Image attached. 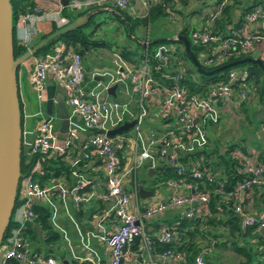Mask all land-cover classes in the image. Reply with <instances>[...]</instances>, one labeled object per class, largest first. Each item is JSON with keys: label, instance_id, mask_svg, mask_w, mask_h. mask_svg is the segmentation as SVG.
<instances>
[{"label": "built area", "instance_id": "1", "mask_svg": "<svg viewBox=\"0 0 264 264\" xmlns=\"http://www.w3.org/2000/svg\"><path fill=\"white\" fill-rule=\"evenodd\" d=\"M131 1L68 0L66 6L71 10H84L93 5L110 4L120 10ZM166 1L155 0V3ZM54 4L55 9L51 14L45 13L42 7L35 4L17 13L12 22V38L28 48L34 31L31 23L35 19L43 18L57 27L67 23L68 19L61 16L63 5L60 0H55ZM165 10L169 13L168 8ZM259 19H264V11L253 7L244 13L242 23L230 26L226 34H218L206 27L190 31L191 42L207 50L199 59L201 66L217 65L232 51H253L264 36L251 30L249 25ZM173 51L174 46L157 43L150 48V54L144 50L137 64L128 67L123 63L125 66L117 69L104 83L95 85H88L85 81L81 54L62 42L55 43L48 52L33 56L28 79L37 111L26 113L24 102L20 101L21 155L25 164H32L19 175L15 198L18 204L11 213L14 223L0 241V264H7L9 259L25 264H65L52 255L27 250L23 234L27 225L36 219L33 205L42 203L48 209L50 218L54 219L61 208L65 213L69 211L68 203L77 208L92 201L108 204V208L102 210V217L112 216L115 225L104 237L108 250L107 260L92 261L90 264H122L135 256H132L130 246L136 240L149 260L152 240L144 229L146 219L181 206H187L182 214L190 217L199 206L205 207L208 202V192L198 189L194 183L186 182L185 174L192 178L206 176L208 181L215 180V192L224 196V202L227 203L228 197H232L231 209L238 216L241 229L255 227L264 241V208L251 212L242 203L244 193L254 187H264V160L250 162L242 152L231 151V157L240 162V171L245 177L231 191H226L222 181L215 178L208 166H200L190 158L191 154L207 145L206 130L218 122L219 104L232 102L237 106L247 99L248 91L244 84L248 71L245 67L231 68L223 81L208 85L204 93L192 92L184 83L185 67ZM48 76L63 86L67 93L64 102L69 125L64 140L57 137L53 116L43 112ZM117 81L120 82L119 86L123 84V89L116 87L120 91L115 92V97L105 95L101 100V92ZM122 92L129 96L124 97ZM118 95L123 98L113 100ZM133 107L136 112L132 111ZM149 112L160 120V124L156 132L150 131L146 137L141 124ZM33 116L36 118L27 125V119ZM72 117L80 120L85 138L80 143L81 156L65 158L73 142L77 141L80 129L71 122ZM130 119L135 120L131 129L114 135L106 134L108 130ZM30 134L32 139L28 138ZM50 157L56 158L58 162L65 160L69 166L68 174L62 172L58 177L39 181V177L44 175L40 162ZM95 158L99 164L95 170H99L100 174H90L87 172L89 168H85L89 160ZM144 163L147 169L159 165L175 169L181 177L168 178L163 183L173 190L185 188L188 193L173 194L154 203L138 199L136 171ZM200 167L204 168V173L198 169ZM158 235L157 239L161 242L173 240L170 229L161 230ZM159 256L162 259L182 258L181 252L169 247L160 251ZM194 262L211 264L201 252L194 256Z\"/></svg>", "mask_w": 264, "mask_h": 264}, {"label": "trees", "instance_id": "2", "mask_svg": "<svg viewBox=\"0 0 264 264\" xmlns=\"http://www.w3.org/2000/svg\"><path fill=\"white\" fill-rule=\"evenodd\" d=\"M171 1L172 0H168L165 3H155L151 5L144 17H131L125 11L116 9L110 4L104 6H95V8L107 7L110 9L100 10L92 14L84 25L72 29L62 35H59L58 37L49 41L39 50H37L36 53H34V55L32 56L48 52L52 49L55 43L62 42L67 46L73 48L75 51L79 52L83 59L85 58V56L90 54V51H95L98 48L107 50L113 49L114 52L122 59L137 64L142 58L144 50L146 49L148 54H150V48L157 43H153V38H150L147 41L146 46L138 44L128 35V28L131 35L137 38V36L135 35L136 30L144 28L150 23L153 24L154 22H156V20L163 19L166 16L167 12L165 9H169ZM181 1L184 2V0ZM220 1L221 0H217V3H219ZM10 5L12 10V22H14L17 13L24 12L26 7L32 6V3L30 2V0H10ZM91 8L93 7L76 11L74 15L79 16ZM225 8L226 7L223 6L221 10L223 11ZM251 8L253 7L248 6L247 8H245V12L250 10ZM65 13L66 11L63 10L62 14ZM110 24H113V26H111ZM118 25L121 27L120 33L122 34V37L130 41V43H127L125 41L121 43L120 40H116L114 42L110 40L111 36L106 35V33L108 34V31H114L116 27H118ZM57 29H59V27L52 24L50 31L47 32L42 37V39L52 32L56 31ZM189 31L190 30H188L186 26H183L177 30V34L184 35L188 38L189 47L192 54L197 59H200V57L207 50L204 46L191 42V40L189 39ZM139 39H141V37H139ZM160 43H164L167 45L170 44L174 46L173 52L180 58L183 66L185 67L183 61L185 59H189L183 49L181 41L175 40L172 42ZM12 46L14 58L18 57L26 50V47L24 45L17 43L14 39L12 40ZM249 54L250 53L243 52L235 53V51H232L217 65L210 67L202 65V68L208 70L219 65L226 64L233 60L242 58L244 56H250ZM235 67H245L248 71V76L245 82L248 83V89L252 84V88H250L249 92L256 90L255 93L257 92L260 94H264L261 87L263 75L262 70L258 65L253 63L238 64L221 70L216 74L208 76L198 74L193 65L192 69L185 67L184 83L186 86H188V89L190 91L204 93L208 85L223 81L228 70ZM18 101L21 114V102L20 100ZM243 103L244 102H242L240 105H243ZM235 147L236 146L234 144H230L226 146L224 151L222 152H216L215 149L203 150L202 155L204 157V163H202V165L199 163L200 166L210 167L209 170L214 173L216 179L222 181L226 191H231L234 185L245 177L244 174L240 171V162H238L236 158L231 157L229 154L231 153V151L236 149L242 152V154H247V152L245 151L244 147ZM199 154L200 153L198 152L191 154L190 158L192 160H196ZM257 159L260 161L264 160V150H262V152L258 154ZM64 161L58 162V160L54 157H50L48 159L44 158V160L40 162V166L44 171V175L39 177V181H42L44 178L58 177L62 172H64V175L68 174L67 168H69V166ZM31 164H25L23 161V156L21 155L20 173L25 172L26 168L30 167ZM198 169H200V171H203L204 168L200 167ZM152 171L153 175L150 178H147L145 174L143 175L144 181L145 179L150 181V188H155L159 182H163L168 178L177 179L178 177H181V175L176 174L175 169L170 168L166 165H159L156 168H153ZM183 176H185L186 182L194 183L198 189H203L208 192V202L205 207L199 206L197 208V211L194 212V214L190 217H186L183 214L179 213L174 218H172L171 221L166 222V226L170 228V231L172 233V241L165 243L159 241L155 236H148L152 240L151 253H153L154 251L160 252L168 247L172 249L174 248L176 251L181 252L182 264H196L194 262V256L197 253L201 252L204 259L209 263L221 264L216 259H209L210 257L208 254L210 253L211 246L220 245L224 246L223 248H225V241L228 240L231 251L242 257L241 260L237 261V264H262V261H264V241L259 236V233L256 232L255 227H250L245 230L241 229L238 216L231 209L230 204L232 202V197H228L227 203H225L224 196L220 193L215 192V180L208 181L206 176H202L201 178H192L188 174H185ZM140 184L142 185L143 181H141ZM259 191L260 190H256L254 188V193H258ZM261 192V197L256 199V201L252 205L255 209L264 207V199L262 198L264 196V190H262ZM17 204L18 201L16 200L14 203V207ZM95 208H97V206H79L76 211H79L78 215H83L85 213V217L89 218L91 212ZM33 210L36 214V219L34 223H30L27 225L24 234L28 233L29 231L28 234L30 235V237L37 239V232H39L41 236L45 235L46 242L54 240L58 236V234L49 225V222L47 220L49 211L46 206H44L42 203H36L33 205ZM13 223L14 222L10 218L5 231L3 232L2 239H4L7 231H9ZM217 226L226 227L225 232L224 230L222 232L218 231L216 228ZM34 228H36L37 231H34ZM219 235L226 237V239H220ZM228 236H230L229 239ZM252 236L254 238V243L250 241V238ZM202 241H204V243ZM130 247L131 250L137 248V240L132 243ZM7 264L20 263L18 260L9 259Z\"/></svg>", "mask_w": 264, "mask_h": 264}, {"label": "crops", "instance_id": "3", "mask_svg": "<svg viewBox=\"0 0 264 264\" xmlns=\"http://www.w3.org/2000/svg\"><path fill=\"white\" fill-rule=\"evenodd\" d=\"M30 2L32 4L39 5L40 7H42L44 12L47 14H51V12L55 9V4H54L55 0H30ZM153 4H155V0H132L126 7H124L121 10L125 11L131 17H140L139 14L140 13L143 14V11L144 13L145 11L147 12L148 8ZM95 6H98V5H93L91 7L95 8ZM223 6H225L226 8L222 11L221 8ZM248 6L259 7L262 11H264V0H223V1L221 0L219 3H217V0H184V2H182L181 0H172L169 5V9H168L169 13L166 11L167 12L166 16L163 19L156 20V22H154L153 24L155 28L163 27L167 31L171 32V35H169L168 37L176 35L177 30L183 26H186L188 30L190 31L199 30V29H203L204 27H206L210 31L216 32L218 34H226L229 31L230 26H234V25H238L242 23L245 8H247ZM100 8L103 10L110 9L107 7H100ZM63 10L66 11L65 14H62ZM76 11H79V10H71V8H69L68 6H63L61 9V16L68 19L67 21L68 23L73 19V18L71 19L70 14L75 13ZM52 24L54 23L48 20H45L43 18H39L38 20L35 19L31 23L32 28L34 30L33 35H32L31 45L39 42L42 39V37L47 32L50 31ZM64 25L59 26V28L63 27ZM249 28L253 31L261 33L264 36V19H259L257 20L255 24H250ZM140 32H141L140 29L136 30L135 32V35L137 36L136 39L138 41L144 40L145 42H147L150 39V37H142L138 35ZM139 37H141V39H139ZM154 37L158 38L162 36L160 35L153 36L151 38L155 39ZM250 53L251 55L250 54L249 55L251 57L259 59L264 66V37L262 41L259 44H257L254 50L251 51ZM112 54L114 56L113 63L115 65L112 73L106 71L105 67L102 65H99V67H93L90 71L84 69L85 81L88 85H95L96 83L97 84L104 83V81L109 76L114 75L117 69L125 66L123 65V63H125L126 66L128 67H130V65H135L134 63L128 62L122 59L121 57L117 58L118 55L115 52ZM85 59H91L90 55L85 56L84 59L82 57V61ZM197 60L199 61V59ZM96 75L102 76V79H95ZM49 80H53V79H51V77L48 76L46 81H49ZM54 82L56 84H59L57 81H54ZM119 85H120V82H119ZM119 85L117 86V89L119 88L120 90H122L124 87L123 84L121 83V86ZM244 86L247 87L248 83L245 82ZM249 87L252 88V84ZM120 90L115 89V92L118 93ZM249 90L247 91L249 92ZM255 91H250L249 96L255 93ZM122 93L124 97L129 96V95H124L125 92H122ZM45 94H46V85H45ZM122 95L120 96L119 100L123 98ZM108 96L110 95H106L105 97H108ZM259 98L262 99L261 97ZM226 104H232V103L224 102V103L219 104L220 116L222 112L228 110V106H226ZM23 105H24V109L26 113H28L27 104L24 103ZM262 108L264 109V106H262ZM132 111L136 112L135 107L132 108ZM43 112H44V104H43ZM51 115L53 116V112L51 113ZM262 115H264V111L262 112ZM56 117L58 119V126H59V118H58L57 113H56ZM131 120H134V119H130L128 121H131ZM147 120L150 122V125L146 128L144 127V124L145 122H147ZM258 120H259L258 122H261L260 126L258 124L259 132L255 134L256 138L258 139V142L251 143L249 142V139L247 138L246 145L242 146L247 152V154H245L244 156H246L250 162L260 161L257 159L258 154L262 152V150H264V119H261L260 117V119ZM128 121H125V122H128ZM71 122L75 124L76 126H78L80 129L78 130L77 141L73 142L72 144L73 147L69 148L68 154L64 155L65 158H69L70 156H73V155L81 156L80 143L84 139V129L82 128V124L80 120L77 117H72ZM159 124H160V120L154 115H150V112H149L141 124L142 131L145 134L144 136L148 137L150 131L156 132L157 131L156 128ZM58 126L57 128L54 127L56 132H57ZM216 126L217 124L215 126H209L207 128V135H206L207 145L203 149L198 151V153H200L198 158L196 160H193V161H196V163H200L201 165L202 163H204L203 162L204 157L202 155L203 150L216 149V148H211L210 145L211 143H215V147H216L217 142L208 135V129L210 128L211 132H214L217 129ZM131 127L129 129H131ZM28 138L32 139V134L28 135ZM219 152H222V151H219ZM229 155L231 156V153ZM85 168H89L87 172L90 174H100L99 170L97 171L95 170V168H99V164L97 163L96 158L90 159L89 163L86 165ZM90 168H94V169H90ZM147 168H148L147 164L144 163L140 168L137 169L136 180L139 184V187H143L147 189L148 191H151V195L146 196L145 198H140L138 195V199H141L148 203H152V202L154 203L157 200L164 199L173 194L174 195L175 194L185 195L186 193H188V190L185 188H179V189L173 190L169 188L168 186H166L163 182H159L155 188H150V181L146 179H145V182L147 183V186H145L144 184L141 185L140 184L141 181H144L143 180L144 174L146 175L147 178H150L147 176V170H148ZM152 175H153V171H152ZM254 188L260 191L258 193H254ZM254 188L244 193V198L242 200V203H243L244 208H246L247 210L251 212H258L264 207L260 209H255L252 205L254 204L256 199L261 197L260 194H262L261 191L264 190V187H261V188L254 187ZM262 198L264 199V196ZM80 206L82 207L97 206V208H95L91 212L89 218H87L85 217V213L83 215H78L79 211H76L78 207L73 208L68 203L67 208L69 209V211L67 213H65L63 209L61 208V210L56 213L54 219H51L50 215L47 219L49 222V225L54 231L57 232L58 236L54 240H50L49 242H46L45 235L41 236V234L37 232L38 236L36 239V238L30 237V235L28 234L29 233L28 231V233L23 234L27 250L29 252H35L41 255L49 254L56 258L61 259L62 261L65 259L68 264H90L92 261L93 262H105L108 258V250H107L106 245L104 244V237L106 236L108 232L113 230L114 225H115V221L112 216H110L109 218L102 217V210L107 209L108 204L105 202H101V201H98V202L92 201V202L82 204ZM186 209H187V206H181L179 208H175V209L168 210L166 212L155 214L152 217L146 219L144 222V229H145L146 234L150 237L151 236L158 237L159 236L158 234L161 230L170 229L169 227L166 226V222L171 221V219L174 218L177 214L179 213L182 214V212L185 211ZM220 229L224 230L225 232L226 227H220ZM35 230L37 231L36 228H34V231ZM256 232L258 233V231ZM57 239H60V241H58ZM250 239H251L250 241L254 243L253 236ZM215 247L221 248L220 250L224 249L220 245H217ZM1 251H2V248H0V255H1ZM210 252L211 253L208 254L210 257L209 259L212 258V259L218 260V257H216L213 254V252H216V251L212 250ZM134 254H135L134 257H130V259L123 261L122 264H182V260H177V259H174L173 257H164L162 259L159 256L158 251H154L153 253H150L151 254L150 259L149 260L146 259V254L144 250L141 248L139 242H137V248L132 249V256ZM232 255H233V258L236 259V261H238L239 257L240 259H242L241 256L235 254L233 251H232ZM145 261L148 263H146ZM219 262L221 264H224L221 261ZM19 263L25 264L23 262H19ZM262 264H264V261H262Z\"/></svg>", "mask_w": 264, "mask_h": 264}, {"label": "water", "instance_id": "4", "mask_svg": "<svg viewBox=\"0 0 264 264\" xmlns=\"http://www.w3.org/2000/svg\"><path fill=\"white\" fill-rule=\"evenodd\" d=\"M60 2L63 6H66L68 0H60ZM100 10L103 9L92 8L83 14L76 16L68 24L47 35L36 44L26 48L24 53L14 58L12 46V10L10 0H0V241L7 223L11 218L20 175L21 116L18 101V83L16 76L17 68L23 60L34 55L37 50L49 41L72 29L84 25L92 14ZM128 35L138 44L142 46L147 45V42L144 40H136V38L131 35L129 28ZM175 40L182 42L183 49L189 61L195 68L196 72L201 75L208 76L216 74L221 70L242 63H253L258 65L263 73L261 87L264 92V66L259 59L251 56H244L226 64L206 70L202 68L200 62L192 54L189 47V40L186 36L176 34L171 37H158L153 39L152 42H172ZM95 79H102V76L96 75ZM45 85L46 101L44 103V113L46 115H50L53 110L56 111L59 118V126L56 132L57 137L60 140H64L67 135L69 125L68 113L64 102V96L67 94L66 90L63 86L56 84L53 80L46 81ZM118 85L119 82H116L105 91L101 92V100L105 95L114 97L115 89ZM134 122V120L124 122L116 128L108 130L106 134L114 135L121 131H126L134 124ZM147 176H152L151 168L147 170ZM138 195L140 198H145L146 196L151 195V191H148L143 187H139ZM63 262L68 264L65 259Z\"/></svg>", "mask_w": 264, "mask_h": 264}, {"label": "rangeland", "instance_id": "5", "mask_svg": "<svg viewBox=\"0 0 264 264\" xmlns=\"http://www.w3.org/2000/svg\"><path fill=\"white\" fill-rule=\"evenodd\" d=\"M146 13V11H145ZM144 11L143 14L140 13V17H144ZM71 19L75 18L76 16L74 13L70 14ZM72 19V20H73ZM113 26V24H110ZM119 28V29H117ZM121 27L118 25L114 31H108V34L106 35L111 36L110 40L112 41H123L130 43V41L126 40L122 37V34L120 33ZM141 32L138 34L142 37H153V36H162V37H168L171 35V32L167 31L165 28H155L154 24L150 23L145 28L140 29ZM110 32V33H109ZM145 32V33H144ZM114 50L110 49H101L98 48L95 51H90V57L91 59H85L82 61L83 69L90 71L93 67H99V65H102L105 67L106 71L113 72L114 70V56L113 54ZM251 55V53H250ZM253 55V54H252ZM33 56H29L23 62L18 66L17 68V83H18V97L19 100L23 101L25 104H27V112L29 114H33L37 111L36 102L34 94L29 86V73L31 72V64H32ZM186 68L192 69V64L189 60L185 59L183 61ZM196 76V75H195ZM247 90L248 86L246 87ZM259 96L262 98L260 99ZM120 95H118L113 100H119ZM232 103V102H231ZM228 106V110L221 113V116L219 114V120L216 123V130L214 132H211L210 128L208 129V135L213 138L217 142V146L215 147V143H211V148H216L217 151H224L225 147L230 144H236L235 148H239L246 145L247 138L249 139V142L254 143L258 142V139L256 138V135L259 132V126L261 125V122H258L261 117V119H264V115H262V112L264 109L262 106H264V94L260 93H253L251 96H248L247 99L244 101L243 105H235L232 104H226ZM262 115V116H261ZM53 116H54V127L57 128L58 126V119L56 117V112L53 110ZM36 118V116H33L32 118L29 117L27 119V125L31 121H33ZM215 124V125H216ZM259 124V126H258ZM150 125V122L147 120L145 122L144 127H148ZM214 125V126H215ZM207 133V130H206ZM250 136V137H249ZM248 142V143H249ZM247 143V144H248ZM143 184L147 186V183L143 181ZM251 210V209H250ZM254 210V209H253ZM222 226H217L218 231H223L220 229ZM227 232V231H226ZM220 239L224 240L226 237L220 236ZM230 236H228V239ZM242 239V238H240ZM60 241V239H57ZM204 243V241H202ZM226 247L222 250L221 248L211 246L210 251H216L213 252V254L218 257V260L223 262L224 264H236V259L233 258L232 251L230 249V244L228 240L225 241ZM210 247V246H208ZM222 248L224 246H221ZM211 253V252H210ZM241 260L240 257L238 261Z\"/></svg>", "mask_w": 264, "mask_h": 264}, {"label": "bare ground", "instance_id": "6", "mask_svg": "<svg viewBox=\"0 0 264 264\" xmlns=\"http://www.w3.org/2000/svg\"><path fill=\"white\" fill-rule=\"evenodd\" d=\"M16 76H17V72H16Z\"/></svg>", "mask_w": 264, "mask_h": 264}]
</instances>
